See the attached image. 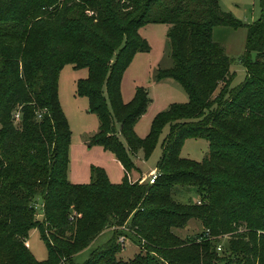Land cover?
Wrapping results in <instances>:
<instances>
[{
    "label": "trees",
    "instance_id": "16d2710c",
    "mask_svg": "<svg viewBox=\"0 0 264 264\" xmlns=\"http://www.w3.org/2000/svg\"><path fill=\"white\" fill-rule=\"evenodd\" d=\"M145 24L167 26L172 65L155 79L179 84L187 102L156 114L140 139L133 125L147 92L136 88L122 103L119 85L132 57L149 50L137 34ZM216 27H242L217 0H0V264H264V10L244 26L245 74L235 87L232 60L212 40ZM64 64L86 70L75 95L99 120L88 146L112 152L118 184L98 167L87 184L66 180L70 132L57 101ZM165 126L156 178L130 181V157H147ZM186 139L207 143L201 161L179 157ZM175 187L193 188L198 200H174ZM190 219L201 226L195 235L171 231ZM33 228L42 260L25 245ZM119 236L139 248L127 260L116 257Z\"/></svg>",
    "mask_w": 264,
    "mask_h": 264
},
{
    "label": "rangeland",
    "instance_id": "374dc122",
    "mask_svg": "<svg viewBox=\"0 0 264 264\" xmlns=\"http://www.w3.org/2000/svg\"><path fill=\"white\" fill-rule=\"evenodd\" d=\"M217 1L221 11L230 14L242 25V27L235 29L216 27L211 34L212 40L220 44L224 54L232 60L229 71L234 74L231 87H235L242 81L245 74L243 66L238 62L245 52L246 29L244 26L250 25L260 18L264 10V0ZM166 31L167 26L161 24H145L138 28L137 34L145 41L149 50L137 52L123 71L120 79L119 94L122 103L130 101L136 88H142L147 92L149 103L144 113L133 125V132L140 139L147 134L150 122L156 114L166 111L170 105H183L187 102V96L179 84L170 79L159 81L155 79L159 70L168 69L172 65ZM249 57L253 58V54L250 53ZM85 77V69L74 70L69 64L62 65L57 77V101L70 132L66 180L72 184H87L90 168L98 167L104 171L110 183L118 184L121 181L122 173L112 152L99 146H88L89 139L98 133L99 120L96 114L89 112L86 98L75 95L76 81ZM102 95L105 99L106 108H109L104 88H102ZM167 134L168 128L165 126L147 157H144L141 150L130 157L137 169L134 172L136 174H131L130 181L146 182L150 172H157L156 164L161 156V144ZM207 151V143L204 140L186 139L180 149L179 157L199 162L207 155ZM173 194L172 198L181 202L198 200L193 188L175 187ZM39 205L40 201L36 200L37 218L40 217ZM200 229L199 222L190 219L183 228H172L171 231L179 237H186L195 235ZM108 235V230L98 235L87 248L74 255V262L79 263L84 260L89 250L103 242ZM120 237L123 236L116 239L121 244L116 257L127 260L139 248L127 238L120 239ZM25 245L36 260L45 258V247L35 228L29 230Z\"/></svg>",
    "mask_w": 264,
    "mask_h": 264
},
{
    "label": "built area",
    "instance_id": "2783aa9c",
    "mask_svg": "<svg viewBox=\"0 0 264 264\" xmlns=\"http://www.w3.org/2000/svg\"><path fill=\"white\" fill-rule=\"evenodd\" d=\"M13 118H14L15 121L18 120V113L17 112L13 115ZM156 176H157V172H154V171L150 172L149 173V176H148V179L146 180V182L148 184H151L153 182V180L156 178ZM205 235H207V231H205ZM121 238H123V237H120V239ZM220 247H221V245L218 244L216 246V251H220Z\"/></svg>",
    "mask_w": 264,
    "mask_h": 264
},
{
    "label": "crops",
    "instance_id": "0c3cea01",
    "mask_svg": "<svg viewBox=\"0 0 264 264\" xmlns=\"http://www.w3.org/2000/svg\"><path fill=\"white\" fill-rule=\"evenodd\" d=\"M142 177H144V176H142ZM140 178H141V175H140ZM144 179H145V178H144ZM139 181H140V180H139ZM103 233H105V231H104V232H102L101 234H103ZM101 234H100V235H101Z\"/></svg>",
    "mask_w": 264,
    "mask_h": 264
},
{
    "label": "water",
    "instance_id": "95a60500",
    "mask_svg": "<svg viewBox=\"0 0 264 264\" xmlns=\"http://www.w3.org/2000/svg\"><path fill=\"white\" fill-rule=\"evenodd\" d=\"M114 131L112 130V133H113Z\"/></svg>",
    "mask_w": 264,
    "mask_h": 264
}]
</instances>
